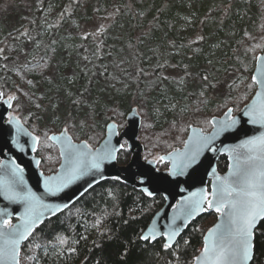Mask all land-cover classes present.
Wrapping results in <instances>:
<instances>
[{
	"label": "trees",
	"instance_id": "1",
	"mask_svg": "<svg viewBox=\"0 0 264 264\" xmlns=\"http://www.w3.org/2000/svg\"><path fill=\"white\" fill-rule=\"evenodd\" d=\"M93 1L0 0V89L5 86L6 72H11L12 77L18 74L13 92L6 89L5 93H13L12 112L39 139L37 156L44 173L54 172L47 169L46 153L57 164L59 162L58 150L49 141L52 134L67 130L74 141H85L95 149L105 138L106 126L117 121L122 131L132 110L133 104L125 108V98L121 97L103 111L90 110L78 120L70 116L45 126L39 122L48 99L44 100L38 85L45 81L57 52L50 45L57 27L53 25L48 32L42 23L51 19L65 26L73 15L81 21ZM100 7L101 12L115 13L108 34H104L107 42L103 50L121 70L120 83L126 97L140 107V114L148 121H143L140 134L145 155L156 152L163 156L182 148L190 127L210 131L212 118L222 116L228 109L237 114L255 94L252 72L257 57L264 52V43L256 48L245 68L239 66V54H233L237 45L231 49L234 69L242 76L232 86V95L219 109L205 106L204 90L186 95L177 92L185 67L177 64V57L172 52L181 45L184 56L188 59L192 56V62L205 65L206 48L197 47L199 41L180 38L186 34L182 31V18L197 15L201 34L211 19L223 18L230 22L240 19L242 25L236 43H241L246 35L253 33L258 21L264 19V0H110L107 6L101 2ZM153 16L154 20L150 21ZM35 45L38 46L36 56L31 53ZM23 57L28 66L17 67ZM170 91L175 95L171 96ZM147 129L151 134L144 135ZM130 158L124 144L118 157L119 165H127ZM163 167L167 165L163 164ZM227 168L228 161L223 157L218 162V171L223 174ZM164 205L161 196L151 199L118 180L106 181L67 211L45 222L23 246L21 264H194L217 215H205L192 223L172 248L166 247L163 239L153 244L143 242L144 231ZM44 250L47 254L40 257ZM252 264H264V221L255 234Z\"/></svg>",
	"mask_w": 264,
	"mask_h": 264
},
{
	"label": "water",
	"instance_id": "2",
	"mask_svg": "<svg viewBox=\"0 0 264 264\" xmlns=\"http://www.w3.org/2000/svg\"><path fill=\"white\" fill-rule=\"evenodd\" d=\"M260 81H264V52L256 59L252 74L256 92L250 102L237 114L229 109L222 116L214 117L209 132L198 127H190L184 146L162 156V164L168 166L165 171L159 169L156 161H145L144 147L139 139L142 118L138 109L133 108L127 115L126 127L121 131L115 122L109 123L106 126L105 138L95 149L85 141H74L67 130L52 134L49 141L58 149L61 163L57 172L51 175H46L41 170V159L37 156L38 137L12 114L14 101L4 97L0 89V223L9 220L10 225L20 226L26 208L24 203L14 202L5 197L3 188L5 183L17 190L34 193L41 198L43 204L49 206L48 209H41L44 212L42 222L32 229L27 239L20 242L19 264L23 246L45 222L67 211L96 186L111 180H118L126 186L135 188L151 199L163 197L165 205L155 214L144 231L143 242L153 244L163 239L166 247L172 248L192 223L205 215H217L216 223L204 237L203 250L194 261V264H201L204 261L203 252L206 244L210 246L213 242L209 234L216 229L219 235L225 231L229 223V208H224L223 214L215 210L214 189H219L222 181L233 179V173L238 165L247 166L245 162L252 153L244 146L245 142L264 134V126L252 123L249 115V109L253 105L259 106V94H264V86ZM233 120L236 123L231 125ZM222 127L225 128L224 131H220ZM204 137L212 139L207 147L200 148L195 160L189 163L190 157L197 152ZM124 144L131 158L127 165L121 166L118 157L124 149ZM69 153L72 160L69 159ZM94 156L100 157L98 169L91 167ZM223 157L228 161V168L221 174L218 171V162ZM77 159L80 161V170L73 178L72 166ZM185 164L187 167H184ZM21 180L22 184L19 183ZM61 184L63 186L55 194L48 191L49 188ZM204 194L206 200L213 201V207L209 208L205 202L200 210L187 216L186 213L192 208L193 201L199 200ZM263 221L264 219H258L252 229L251 258L247 264L253 263L255 234ZM173 231L176 235L169 239ZM145 236L149 239H143Z\"/></svg>",
	"mask_w": 264,
	"mask_h": 264
},
{
	"label": "rangeland",
	"instance_id": "3",
	"mask_svg": "<svg viewBox=\"0 0 264 264\" xmlns=\"http://www.w3.org/2000/svg\"><path fill=\"white\" fill-rule=\"evenodd\" d=\"M108 1L110 0H94L85 18L81 21L76 15H73L70 21L65 23V26L62 22L57 24L51 19L42 23V27L48 32L51 31L53 25L57 27L55 36L50 43L57 51L56 57L45 76V81L42 80L38 85L39 93L43 95L44 100L48 99L44 106L45 110L41 111L43 113H40L41 116L39 117L42 126L47 123L62 121L70 116L78 120L90 110L103 111L113 101L121 97L125 98V108L133 104L132 109L137 108L140 114V107L135 106L126 97V91L120 83L121 70L119 66L112 57H109L108 52L103 50L107 42L104 34H108L115 18L113 11L105 13L100 10L101 2L107 6ZM112 1L117 2L118 0ZM223 10L225 17L227 7ZM190 16L187 15L182 18V31L186 34L180 38L181 40L189 38L193 41H199L197 47L206 48V54L203 58L205 65L202 62H200L201 64L192 62V56H190L191 59L184 56L183 46L173 48L172 55L177 57V64H182L185 67L184 78H181L176 90L180 95H186L191 91L192 94H195L204 90L206 94L205 106L219 109L223 102L232 95V86L242 76V73L234 69L235 66L230 55L232 54L231 49L237 45L233 54H239L237 57L240 61L239 66L245 68L256 48L258 49L264 43V19L258 21L253 33L246 35L244 42L236 43L239 27L242 25L240 19H234L231 22L223 18L211 19L203 27L204 33L201 34L202 27L198 26V16L193 15L195 18ZM154 18L155 16L150 21H153ZM37 44L40 46L42 42H37ZM37 47L35 45L31 52L35 56L38 51ZM27 62L26 57H23L17 67H25ZM206 66L210 67L208 71ZM4 78L5 86L1 91L4 97L12 99L13 93L11 95L6 94L5 90L11 89L13 92L12 86L18 81V74L12 77L11 72H6ZM174 95L175 93H171V96ZM12 114L18 117L14 112ZM140 116L142 123L143 121L144 123L148 122L143 115L140 114ZM112 122L119 126L117 121ZM142 131L143 128L141 127L140 134ZM143 134H151L150 129H147ZM143 147L145 161H156L161 171L168 169V166L163 167L162 155L155 152L147 156L145 155V146L143 145ZM45 160L47 169L49 171L52 169L54 172L44 174L55 173L61 163L60 156L58 164L48 153H46ZM46 254L47 251L44 250L40 253V257Z\"/></svg>",
	"mask_w": 264,
	"mask_h": 264
},
{
	"label": "snow or ice",
	"instance_id": "4",
	"mask_svg": "<svg viewBox=\"0 0 264 264\" xmlns=\"http://www.w3.org/2000/svg\"><path fill=\"white\" fill-rule=\"evenodd\" d=\"M260 83L264 86V81H260ZM259 95V106L253 105L249 109V115L252 123L264 126V94ZM235 123L236 121L233 120L231 125ZM231 125H227V127H231ZM224 130V127L220 129V131ZM211 139L202 138L200 147L196 153L192 154L189 163L195 160V155L198 154L200 148L208 146ZM244 146L252 153L245 162L247 166L240 167L238 165L237 170L233 173L234 178L222 181L219 189H214L215 210L223 214L222 210L229 208V223L225 231L220 232L219 235H217L216 229L209 234L213 242L210 246L206 244L203 252L204 261L201 264H247L251 258L252 229L258 219H264V134L246 141ZM86 147L87 145H85ZM69 159L72 160L71 153H69ZM99 159L100 157L94 156L91 167L98 169ZM184 167H187V164ZM79 170L80 161L77 159L72 166L73 178ZM19 183L22 184V180ZM62 186L63 184L49 188L48 191L55 194ZM3 188L7 199L26 205L20 226L10 225L9 220L0 223V264H8V262L19 264L20 242L27 239L32 229L42 222L44 212L41 209H48L49 206L43 204L41 198L30 191L17 190L7 183L3 185ZM205 202L209 208L213 207V201L206 200V194H204L199 200L193 201L192 208L187 211L186 215L191 216L194 211L200 210L201 205ZM53 214H55L54 210ZM175 235L176 232L173 231L169 239ZM143 239L147 240L149 237L145 236ZM60 242L64 243V240L61 239Z\"/></svg>",
	"mask_w": 264,
	"mask_h": 264
},
{
	"label": "flooded vegetation",
	"instance_id": "5",
	"mask_svg": "<svg viewBox=\"0 0 264 264\" xmlns=\"http://www.w3.org/2000/svg\"><path fill=\"white\" fill-rule=\"evenodd\" d=\"M57 170H58V169H57ZM56 172H57V171H56ZM56 172H55V173H56ZM48 175H51V174H48Z\"/></svg>",
	"mask_w": 264,
	"mask_h": 264
}]
</instances>
